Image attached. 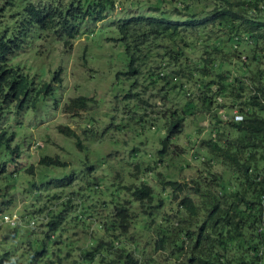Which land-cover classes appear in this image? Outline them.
<instances>
[{
  "label": "trees",
  "instance_id": "16d2710c",
  "mask_svg": "<svg viewBox=\"0 0 264 264\" xmlns=\"http://www.w3.org/2000/svg\"><path fill=\"white\" fill-rule=\"evenodd\" d=\"M205 1L210 4L198 7L195 0H161L162 6L152 9L160 16L123 15L116 21L127 58L123 76L131 81L125 99L143 111L141 122H164L154 165L137 184H120L121 196L111 208L107 199H98L84 213L81 202L70 198L21 213L26 228L9 227L8 236L17 240L0 252V264H264V0ZM13 2L0 0V28ZM167 2L177 20L164 16ZM116 4L119 0H29L12 14L11 25L0 33V113L35 107L40 96L54 93L50 84H35L8 64L32 29L65 38L69 49L83 19L101 22ZM56 81L61 83L59 77ZM171 93L178 97L176 107ZM91 103L93 98L69 99L63 113L78 116ZM194 109L193 117L207 120V127L190 132V147L178 146ZM90 127L82 137L107 140ZM57 130L85 149L75 129L60 125ZM11 141L13 136L0 132V153L5 147L19 151L11 149ZM195 144L199 149L192 158L202 171L196 168L186 179L182 173L194 167L184 159L176 165L164 158L177 160ZM38 164L65 166L57 156H43ZM175 165L176 172H170ZM5 173L2 163L0 178L6 179ZM25 173L33 176L34 166ZM152 174L153 185L146 176ZM8 203L0 202V213ZM31 223L41 229L35 231Z\"/></svg>",
  "mask_w": 264,
  "mask_h": 264
},
{
  "label": "rangeland",
  "instance_id": "374dc122",
  "mask_svg": "<svg viewBox=\"0 0 264 264\" xmlns=\"http://www.w3.org/2000/svg\"><path fill=\"white\" fill-rule=\"evenodd\" d=\"M27 1L29 0H14L12 9L6 11L2 20L0 33L6 25H11L12 14L19 12ZM206 4L209 5L210 1L195 0V6ZM161 6V0H119L114 11L103 21L93 23L90 19H83L79 23L80 34L72 41L69 49L64 47L65 38H57L52 31L34 28L23 40L19 51L9 57V65L19 67L35 84H50L54 93L49 97L40 96L35 107L25 105L21 111L14 106L0 113V132L4 131L8 138L13 136L9 146L11 149L18 146L19 150L13 152L5 147L0 153V165L5 163L7 177L0 178V188L4 195L0 202L9 201L7 205L1 206L0 252L7 250L17 240L8 236L11 226L4 222L5 214L15 215L19 222L21 213L38 211V204L44 205L45 209V206L52 208L70 198H74L77 203L81 202L84 213L98 199H107L108 207L111 208L114 200L121 196H117L120 184H137L145 170L152 167L158 159L159 141L165 133L164 122L152 121L151 119L155 120L154 114H149L150 121L155 123L152 129L154 123L150 122V127L149 122H141L139 116L142 117L143 111L125 99L130 91L131 81L123 76L127 58L123 45L118 42L116 21L123 15L124 18L130 15L157 17L160 16V11L152 9ZM170 8L172 5L167 2L164 16L177 20ZM210 9L211 6L207 10ZM57 77L61 79V83H54ZM168 95L176 107L178 97L174 93ZM77 97L93 98L95 103H91L78 116L63 113L65 103ZM191 114L193 115L186 119L182 136L175 142L178 146L190 147V132L207 127V120L199 118V121L193 117L197 115L195 109ZM60 125L75 129L80 136L84 129L93 126L98 129L95 134L104 132L107 140L89 135L85 138L83 135L81 143L85 149L80 150L74 137L58 132L57 127ZM108 125L119 126L120 130L104 131ZM202 136L204 132L196 138ZM194 147L188 153L185 151L183 157L177 160L166 156L164 161L170 159L178 165L183 159L186 160L194 167L182 173L189 179L196 174V168L202 171L200 162L192 158L193 152L199 149V144ZM43 156H57L65 166H41L38 163ZM32 165L34 175L25 176V170ZM176 165L172 166L170 172H176ZM219 169L218 167L216 170ZM12 173H15V177H12ZM146 176L153 185L155 175ZM20 179L22 182L17 184ZM45 212L46 210L39 217ZM33 214L38 215V212ZM16 225L26 228L24 222ZM30 225L35 231L41 229L35 227L38 224Z\"/></svg>",
  "mask_w": 264,
  "mask_h": 264
},
{
  "label": "clouds",
  "instance_id": "9594fccd",
  "mask_svg": "<svg viewBox=\"0 0 264 264\" xmlns=\"http://www.w3.org/2000/svg\"><path fill=\"white\" fill-rule=\"evenodd\" d=\"M3 220H4V222L6 224H9V226H11V227H13V226L15 227L16 224L20 223V222H18V218L15 215H12L10 213L9 214H5L4 217H3Z\"/></svg>",
  "mask_w": 264,
  "mask_h": 264
},
{
  "label": "built area",
  "instance_id": "2783aa9c",
  "mask_svg": "<svg viewBox=\"0 0 264 264\" xmlns=\"http://www.w3.org/2000/svg\"><path fill=\"white\" fill-rule=\"evenodd\" d=\"M235 119H236V120H240L241 117H240V116H235Z\"/></svg>",
  "mask_w": 264,
  "mask_h": 264
}]
</instances>
